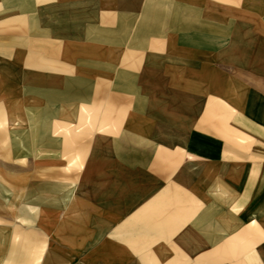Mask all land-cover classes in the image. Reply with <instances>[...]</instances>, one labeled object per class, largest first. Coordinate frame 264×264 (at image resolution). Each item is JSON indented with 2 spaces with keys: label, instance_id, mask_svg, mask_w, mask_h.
I'll use <instances>...</instances> for the list:
<instances>
[{
  "label": "crops",
  "instance_id": "crops-1",
  "mask_svg": "<svg viewBox=\"0 0 264 264\" xmlns=\"http://www.w3.org/2000/svg\"><path fill=\"white\" fill-rule=\"evenodd\" d=\"M0 264H264V0H0Z\"/></svg>",
  "mask_w": 264,
  "mask_h": 264
}]
</instances>
